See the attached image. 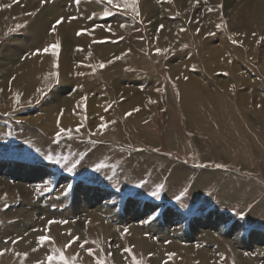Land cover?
<instances>
[{"label": "rangeland", "instance_id": "obj_1", "mask_svg": "<svg viewBox=\"0 0 264 264\" xmlns=\"http://www.w3.org/2000/svg\"><path fill=\"white\" fill-rule=\"evenodd\" d=\"M85 4L93 10L82 12ZM155 4L138 7V16L107 0H10L0 7L12 25L0 37V61L21 45L18 36L27 35L26 24L45 6L61 12L50 15L47 30L55 41L48 45L61 40L56 55L23 51L21 60L59 63L65 42L62 23L52 31L54 18L71 25L85 14L88 29L105 33L87 37L89 57L76 59L83 44L69 51L76 61L66 85L44 78L39 95L27 102L0 89V264H48L53 248L75 264H133V254L142 264H264V25L246 17L231 25L244 5L230 8L225 0ZM107 45L120 48L107 55L92 50ZM81 69L84 82L89 76L98 83L89 95H79ZM198 75L200 83H190ZM199 87L201 95L194 91ZM70 98L72 112L63 105L44 113ZM61 129L70 133L57 138ZM76 160L73 172L64 170ZM102 225L108 231L99 233ZM41 235L51 239L41 245ZM137 236L151 246L138 249Z\"/></svg>", "mask_w": 264, "mask_h": 264}, {"label": "bare ground", "instance_id": "obj_2", "mask_svg": "<svg viewBox=\"0 0 264 264\" xmlns=\"http://www.w3.org/2000/svg\"><path fill=\"white\" fill-rule=\"evenodd\" d=\"M9 1L5 0L6 3H9ZM174 1H175L176 5H179L180 3L186 4L189 1H190V3H195V0H174ZM196 1H198V0H196ZM206 1H211V0H202V2H206ZM5 2L3 0H0V7L4 6ZM225 3H226L225 5H227L228 7H230V8L235 7V9L240 8L242 5H244L238 11L237 15L233 16L234 17L233 22L230 21L231 25H235V24L237 25L239 22H241L242 20L245 19L244 17H246V19L248 20V22L250 24L254 23V25L257 27H262V25H264V0H225ZM30 6H32V5L29 3L28 7H30ZM137 6L138 7L142 6L145 8L147 7L148 10H150V9L152 10L153 8H159V6L157 4H155V0H138ZM79 9H81L82 12H84L83 10H85V9H89L90 11H88V12H91L93 10V7H91L89 4H85L82 8L80 7ZM17 10H18V8H17ZM29 10H31V9H29ZM15 11H16V9L13 11L12 15L15 13ZM85 12H86V10H85ZM148 12L145 9V13L143 15L144 16L148 15ZM8 13L9 12L7 10L0 13V37L8 34L10 27L12 26L9 18L7 17ZM5 15H6V18L4 19ZM50 15H52L54 17H59L61 15V12H60L58 6H55V5L50 6V7L45 6L44 8H42L41 11H38L34 15L35 18L31 19V21L28 22L29 24H26V26H25V30H27L25 33L27 35H25L23 37V39L21 38V36H18L20 38L19 41L21 42V45L23 47L19 43L21 48H20V46H18V47L15 46V48L17 47V49L11 48V50L13 52L10 51V49H9V52L7 51L4 53V55H5L4 59L2 61H0V75H1L0 89L2 91L13 90L12 92H13V94L16 95V100L18 102H27L28 100L36 98L39 95V92H41L40 88L43 86L42 83H44V82H42V81H44L43 80L44 78L47 79L48 77H50V78H54V77L56 78L57 77V79L62 81L61 83L64 82V84L66 85L69 82V78L72 74V67L74 65V62L76 61V60L74 61V59L72 58L73 56L71 57V55L68 54L69 51L71 52V51H73V48L75 49L76 46L78 47V46L83 44V47L80 49L81 53L78 52V53H80V55L76 59H82L83 56L89 57L91 54V51H89V49L92 48V45L89 44V46H88V44H86L87 41H85V40H87V37L89 38V36L93 37L96 34H100L102 32V28H100V29L98 28L97 31L88 29L87 26L89 27V24L91 22L86 19V17L84 16L85 14L81 15V13H80V15L78 14L79 16H78L77 20H74V22L71 25H65V24L63 25V22H62V24H61L62 26H60L61 28H59V36H61V38L63 39V42H65V44H64L65 46L63 48V50H65V52H63V50H62L61 55H60V53H57V57L55 58V61H57L59 58V63H54V62L50 63L51 58L47 59V57L44 58V57H39V56L33 57V59H31V60L30 59L28 60V58H27L28 56H27L26 59L21 60L19 56H21L20 54H22L23 51H25V52L28 51V53H29L28 55H30L34 52V51H32L33 49H31V48L41 49L42 47L45 48L48 46V44L55 42L53 40L50 41V37L47 33V30L50 28L49 25L52 22ZM235 18H236V20H235ZM54 19L57 20V18H54ZM117 19H116V21H117ZM118 21H119V19H118ZM115 23H117V22H115ZM80 29H83V31H81L82 35L81 34L77 35V32H79ZM125 30H126V28H125ZM206 30L207 31L209 30L208 23L206 25ZM119 31L122 32L121 29ZM104 34L105 33H101L100 36H102ZM28 40L29 41L31 40V42H29ZM0 41H2V40H0ZM60 42H61V40L59 41V43ZM26 43H28V44H26ZM15 45H17V44L15 43ZM162 45H164V43ZM12 47H14V46H12ZM119 48H120V45H117L115 47L107 45V46L103 47L102 49L94 47L92 50L96 51V49H97L98 52L100 51V55H101V53L104 55H107V54H105L106 52L108 53V52H111V51L119 49ZM14 50H15V52H14ZM216 51H218V50H216ZM42 53H40V56L43 55ZM47 54H51V52L45 53L44 55H47ZM64 54H66V55L64 56ZM185 54L186 53L181 54L178 57L182 58ZM2 55H3V53H2ZM53 57H54V55H53ZM105 59L106 58H104V62H105ZM98 60L100 61L101 59L98 58ZM41 61H43V62H41ZM117 65H118V63H117ZM133 66H131V67H133ZM20 68H22V69H20ZM53 68H56L57 71H55V73L57 75L56 76H49L48 70L53 69ZM54 70L55 69H53V71ZM116 70H118V71L115 72V75L118 74L120 76L121 70H120L119 65H118V67H116ZM51 74H52V72H51ZM85 74L86 73L84 72V70H82L81 77H80V74H78L77 78H76L77 82L80 83L79 86L82 85L84 88V91L79 94L80 96L84 95L85 93H86V95H89V91L92 88H96V86L98 85V83L90 81L92 79H90L89 76H87V78H86L87 81L85 80V82H84L82 75H85ZM8 76H9V78H8ZM36 76H38V77L36 78ZM198 76L199 77L195 76L193 78H190V83L193 82L194 84H199L200 83L199 81L196 82V78L200 79V75H198ZM113 77H115V76H113ZM46 81H48V80H46ZM113 81H114V86H116L114 88L118 87L117 90L119 93L120 89H121V85H120L121 78L120 77L115 78V79H113ZM10 88H11V90H10ZM124 89L127 91L129 90L128 87H124ZM194 91L196 94L201 95L204 92V89L199 87L198 89H196ZM70 94L72 95V93H70ZM53 97L58 98V95L55 94ZM8 101H10V100H7V102ZM73 101L74 100L71 98H70V100L67 99L66 102L64 100V102L62 101L63 103L61 102V104L59 106H52L50 108H45L44 113L49 116L53 112L55 113L56 111H58V109L63 105H64L63 107L67 110V113L72 112V110H74V107H75ZM65 118H68V114H66ZM236 121L241 122L239 119H237ZM67 122H69V121L67 119H65L64 123L67 124ZM212 134H215V132H212ZM210 136H212V135H210ZM243 152L244 151H241V153L239 152L240 155H242ZM92 213L95 216H97V214H98V213L96 214V212H92ZM210 221H211V218L210 219L207 218L204 221V225L208 224ZM214 224H215L216 229H218V230L220 229L223 231V229L225 227L224 225L220 226L221 224L218 221L215 222ZM98 230H100V231H98L99 233L108 231V229L105 228L103 225L100 226V228L98 227ZM92 234H95V233L89 232V235H92ZM136 234H138V233H136ZM135 240H136V243H138L137 246H138V249H140V250H143L144 248L151 246L147 241L139 238V236H137ZM176 242H174L175 244L173 245V247L180 249L181 246H178ZM188 251H189V249H188ZM205 256L207 258V256H209V255L205 254Z\"/></svg>", "mask_w": 264, "mask_h": 264}, {"label": "snow or ice", "instance_id": "obj_3", "mask_svg": "<svg viewBox=\"0 0 264 264\" xmlns=\"http://www.w3.org/2000/svg\"><path fill=\"white\" fill-rule=\"evenodd\" d=\"M76 3H79V0H75ZM107 3L109 5H113L114 7L120 9V8H123V9H130L135 15H139V11H138V0H107ZM10 5H4L3 7H9ZM107 14V13H105ZM70 19H75V17H72ZM64 20V17H61L60 19H57L55 21V24L52 26V31H55V27L56 25H59L63 22ZM17 27H21L20 25H18ZM99 27V25H98ZM163 27V26H161ZM109 31L111 30L110 28L108 29ZM11 31V30H10ZM81 32H77V35H80ZM262 40H264V37H261ZM235 42V41H234ZM59 47V41H57L55 44H52V45H48L47 47H45L44 49H37L36 51H34L32 53V55H38L42 52L44 53H47V52H51L53 55H56V52H57V48ZM157 51H161V50H157ZM117 59H119V57H117ZM108 63H112V61H108ZM93 68L97 67V66H92ZM98 67L100 68H103L105 67V64L103 62H101ZM195 67V66H193ZM51 75L53 76H56L57 74L56 73H52ZM187 79V78H185ZM82 99H85V98H82ZM135 111H138V109H135ZM130 114V113H129ZM103 120V117L101 118ZM105 127L104 124H101L98 126V129L99 130H103V128ZM79 129H77L78 131ZM70 133V130L68 129H61L60 131H58L56 133V137L59 138L61 136L62 133ZM47 159H52V157L49 155L47 156ZM64 160H67L68 157H63ZM80 160H76L74 162H71L70 165L69 164H66L64 166V170L68 171V172H73L75 170V168L77 167V165L80 164ZM57 163H60L59 160H57ZM102 167L101 164H97L96 165V168L97 170H99L100 168ZM217 167H223V165H217ZM161 188L163 187L162 185L160 186ZM71 189V185H68L66 186V190H70ZM187 190H185V192H181L180 196H177L176 199L179 200L181 198V196L185 195ZM152 196L156 197L158 196V193L156 191H153L152 192ZM51 223V222H50ZM51 238L48 237V236H45V235H41L38 237V240L39 242L41 243V245H43V243H45L46 241H49ZM79 238H75V240H78ZM72 242H75V241H70V243ZM65 247H68V245H65ZM33 251H36V249H33ZM125 251L127 252H131V249H125ZM88 252L90 255H95L94 251L92 249H88ZM2 254V253H0ZM23 255L25 257H27V253H23ZM169 258H171L174 254L173 253H169L167 254ZM55 260H60L63 262V264H75V258H72V259H68L65 257L64 253H63V250L62 249H56V248H53L52 249V253L50 255L47 256V261H48V264H52L53 261ZM132 260H133V264H142V261L137 259V257L133 254L132 256ZM37 264H43V262L41 261H38ZM96 264H106L105 261L101 260V259H97V262Z\"/></svg>", "mask_w": 264, "mask_h": 264}]
</instances>
